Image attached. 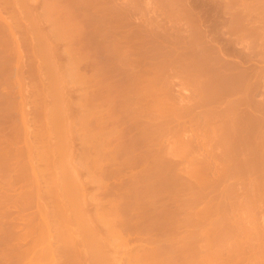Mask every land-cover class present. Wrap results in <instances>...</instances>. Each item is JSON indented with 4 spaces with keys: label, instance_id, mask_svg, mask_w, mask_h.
Returning <instances> with one entry per match:
<instances>
[{
    "label": "rangeland",
    "instance_id": "1",
    "mask_svg": "<svg viewBox=\"0 0 264 264\" xmlns=\"http://www.w3.org/2000/svg\"><path fill=\"white\" fill-rule=\"evenodd\" d=\"M263 138L264 0H0V264H264Z\"/></svg>",
    "mask_w": 264,
    "mask_h": 264
},
{
    "label": "bare ground",
    "instance_id": "2",
    "mask_svg": "<svg viewBox=\"0 0 264 264\" xmlns=\"http://www.w3.org/2000/svg\"><path fill=\"white\" fill-rule=\"evenodd\" d=\"M175 1H176V0H175ZM180 1H181V0H180ZM191 1H192V0H191ZM172 4H173V3H172ZM188 5H191V2H190V4L188 3ZM192 6H193V5H192ZM188 7H190V6H188ZM188 7H187V9H189ZM193 7H194V6H193ZM190 9H191V8H190ZM189 11H190V10H189ZM191 13H192V12H191ZM194 14H195V13H194ZM182 15H183V14H182ZM171 16H172V15H171ZM176 16H178V15H176ZM201 16H202V15H201ZM196 18H197V17H196ZM201 18H202V17H201ZM172 19H173V18H172ZM178 19H179V18H178ZM198 19L201 20L200 18H198ZM203 19H204V18H203ZM184 20H186V19L183 18V21H184ZM189 20H190V19H189ZM196 20H197V19H196ZM196 20H195V21H196ZM199 20H198V21H199ZM195 21H194V22H195ZM198 21L195 22V26H196V24H198ZM203 21H204V20H203ZM173 22H174V21H173ZM178 22H179V21H178ZM192 22H193V21H192ZM194 22H193V23H194ZM180 23H181V22H180ZM190 23H191V22H190ZM203 23H205V22H203ZM215 23H216V22H215ZM185 24H186V23H185ZM173 25H175V24H173ZM198 25H199V24H198ZM198 25H197V26H198ZM202 25H203V24H202ZM202 25H200V26L202 27ZM207 25H208V24H207ZM162 26H163V25H162ZM177 26H178V25H177ZM195 26H194V27H195ZM197 26H196V28H198ZM151 27H152V26H151ZM201 27H199V28L201 29ZM186 28H187V27H186ZM199 28H198V29H199ZM159 29H160V28H159ZM172 29H173V28H172ZM180 29H181V28H180ZM187 30H189V29H187ZM187 30H186L185 32H187V33L190 34V35H188L187 33L184 34V35H188L189 37H188V36H187V37L190 38V37L192 36V34L189 33L190 31L188 32ZM202 30H204V27H202ZM202 30H197V31H202ZM207 31H208V30H207ZM213 31H214V30H213ZM170 32H171V31H170ZM205 32H206V29H205L203 32H201V34H202V33H205ZM218 32H219V31H218ZM179 33L181 34L180 30H179ZM192 33H193V32H192ZM208 33H210V32L208 31ZM169 34H170V33H169ZM176 34H177V33H176ZM210 34H211V33H210ZM210 34H209V35H210ZM178 35H179V34H178ZM205 35H206V33H205ZM211 35H212V34H211ZM222 35H223V34H222ZM169 36H170V35H169ZM169 36H168V37H169ZM174 36H175V35H174ZM196 36H197V35H196ZM196 36H195V37H196ZM201 36L204 37V34H202ZM215 36H216V35H215ZM187 37H186V38H187ZM208 37H209V36H208ZM208 37L205 36L204 38L209 39ZM210 38H212V37H210ZM214 38H215V37H214ZM220 38H221V36H220ZM193 39H194V38H193ZM212 39H213V38H212ZM187 40H188V39H187ZM191 40H192V39H191ZM205 40H206V39H205ZM219 40H221V39H219ZM128 41H129V40H128ZM201 41H202V39H201ZM215 41H216V40H215ZM196 42H197V41H196ZM202 42H203V41H202ZM184 43H186V42H184ZM197 43H198V42H197ZM218 43H219V42H218ZM125 44H126V43H125ZM166 44H167V43H166ZM199 44H200V42H199ZM181 45H182V44H181ZM188 45H189V44H188ZM201 45H202V44H201ZM204 45H205V44H204ZM214 45H216V44H214ZM217 45H218V44H217ZM221 45H222V44H221ZM191 46H193V45H191ZM211 46H212V45H211ZM224 46H225V44H224ZM228 46H229V45H228ZM226 48H227V47H226ZM226 48H225V49H226ZM229 48H230V47H229ZM229 48H228V49H229ZM128 49H129V48H127V51H128ZM225 49H224V50H225ZM130 51H131V50H130ZM222 51H223V50H222ZM128 52H129V51H128ZM225 52H226V51H225ZM221 53H222V52H221ZM219 54H220V53H219ZM222 55H223V54H222ZM169 67H170V66H169ZM140 71H141V69H140ZM146 71H147V70H146ZM148 73H149V72H148ZM245 73H246V72H245ZM242 77H243V76H242ZM248 77H249V76H248ZM240 78H241V77H240ZM143 79H144V78H143ZM147 79H148V78H147ZM186 79H187V77H186ZM145 80H146V79H145ZM215 80H216V79H215ZM151 81H152V80H151ZM151 81H150V83H151ZM184 81H186V80H184ZM182 82H183V81H182ZM233 82H234V81H233ZM186 83H187V82H186ZM239 83H240V82H239ZM145 84H146V83H145ZM231 85H232V84H231ZM145 86H146V85H145ZM147 98H148V97H147ZM152 98H153V97H152ZM152 102H153V101H152ZM226 102H227V101H226ZM150 104H151V103H150ZM192 104H193V103H192ZM185 106H186V105H185ZM188 106H189V105H188ZM194 107H195V106H194ZM161 108H162V107H161ZM171 108H172V107H171ZM179 108H180V107H179ZM173 109H176V108H173ZM187 110H188V109H187ZM175 111H177V110H175ZM183 111H184V109H183ZM259 120H260V119H259ZM263 139H264V138H263ZM202 140H203V139H202ZM202 140H200V141H202ZM200 141H199V142H200ZM187 142H188V141H187ZM183 144H184V142H183ZM202 144H205V143H202ZM263 145H264V144H263ZM202 150H203V149H202ZM173 153H175V152H172V155H173ZM170 154H171V153H170ZM263 154H264V153H263ZM174 155L176 156V154H174ZM165 158H166V157H165ZM168 159H169V158H168ZM209 159H210V158H209ZM165 160H166V159H165ZM170 160H171V159H170ZM204 161H205V159H204ZM207 161H208V160H207ZM205 162H206V161H205ZM168 163H169V162H168ZM173 163H174V162H173ZM176 163H177V162H175V164H176ZM203 163H204V162H203ZM178 164H179V163H178ZM178 164H177V165H178ZM200 164H201V162H200ZM204 164H205V163H204ZM177 165H176V166H177ZM195 165H196V164H195ZM195 165L192 167L193 169H194V168H197V167H195ZM205 165H206V168H207V164H205ZM205 165H203V166H204V169H205ZM201 166H202V165H200V166L198 167V171H199V168H200ZM203 166H202V168H203ZM155 167H157V166H155ZM208 167H209V166H208ZM225 167H226V166H225ZM150 168H151V167H150ZM202 168H201V169H202ZM218 168H219V167H218ZM263 168H264V167H263ZM158 169H159V168H158ZM158 169H157V170H158ZM208 169H209V168H208ZM215 169H216V168H215ZM219 169H220V168H219ZM25 170H26V169H25ZM195 170H196V169H195ZM225 170H226V169H225ZM24 172H25V171H24ZM219 172H220V171H219ZM203 173H204V172H203ZM221 173H222V172H221ZM191 174H192V173H191ZM28 176H29V175H28ZM29 177H30V176H29ZM18 180H20V179H18ZM260 182H261V181H260ZM261 183H262V182H261ZM260 185H261V184H260ZM260 185H259V186H260ZM263 185H264V183H263ZM262 189H264V187H263ZM262 189H261V190H262ZM259 191H260V190H259ZM262 191L264 192V190H262ZM263 192H262V193H263ZM262 193H261V194H262ZM263 194H264V193H263ZM263 194H262V196H263ZM11 197H12V196H11ZM259 197H260V196H259ZM263 197H264V196H263ZM4 198H5V197H4ZM8 198H9V197H8ZM5 199H6V198H5ZM16 199H17V198H16ZM7 200H10V199H7ZM263 201H264V199H263ZM10 202H11V201H10ZM250 202H251V201H250ZM250 202H249V203H250ZM252 202H253V201H252ZM247 204H248V203H247ZM261 205H262V204H261ZM251 206H252V204H251ZM6 210H9V209H6ZM249 210H250V209H249ZM254 210H255V209H254ZM262 210H263V209H262ZM263 212H264V211H263ZM19 213H20V212H19ZM261 213H262V212H261ZM7 214H8V213H7ZM10 215H11V214H10ZM254 215H255V214H254ZM26 216H27V215H26ZM29 218H30V217H28V219H29ZM32 219H33V218H32ZM26 220H27V219H26ZM89 221H90V220H89ZM29 222H30V220H29ZM92 222H93V221H92ZM91 224H92V223H91ZM86 225H88V223H87ZM259 227H261V226H259ZM25 232H27V231H25ZM28 232H29V231H28ZM20 234H21V233H20ZM28 234H29V233H28ZM15 235H16V234H15ZM18 235H19V234H18ZM30 235H31V232H30ZM13 236H14V234H13ZM25 236H26V235H25ZM27 237H29V236H27ZM19 238H20V237H19ZM1 240H2V239H1ZM17 240H18V238H17ZM17 240H16V241H17ZM38 240H39V239H38ZM32 241H33V240H32ZM18 243H19V242H18ZM18 243H16V244H18ZM35 243H37V242H35ZM19 244H20V243H19ZM11 246H12V245H11ZM30 246H31V245H30ZM16 247H17V246H16ZM16 247H15V248H16ZM16 249H17V248H16ZM18 249H20V248H18ZM10 250H11V249H10ZM13 250H14V249H13ZM24 252H29V250H25ZM8 253H9V252H8ZM45 253H46V251H45ZM48 253H49V251H48ZM20 254H21V252H20ZM15 256H16V255H15ZM21 256H22V255H21ZM24 256H25V255H24ZM24 256L22 257V259L24 258ZM3 257H4V256H3ZM19 257H20V256H19ZM5 258H6V257H5ZM20 258H21V257H20ZM20 258H19V259H20ZM25 258H26V257H25ZM36 260H37V259H36ZM4 261H5V260H4ZM202 261H204V260H202ZM78 263H79V262H77V264H78ZM79 264H80V263H79Z\"/></svg>",
    "mask_w": 264,
    "mask_h": 264
}]
</instances>
